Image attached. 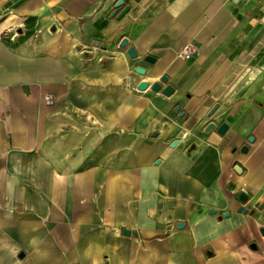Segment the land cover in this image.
<instances>
[{
	"label": "crops",
	"instance_id": "1",
	"mask_svg": "<svg viewBox=\"0 0 264 264\" xmlns=\"http://www.w3.org/2000/svg\"><path fill=\"white\" fill-rule=\"evenodd\" d=\"M117 1L0 0V264H264V0Z\"/></svg>",
	"mask_w": 264,
	"mask_h": 264
},
{
	"label": "water",
	"instance_id": "2",
	"mask_svg": "<svg viewBox=\"0 0 264 264\" xmlns=\"http://www.w3.org/2000/svg\"><path fill=\"white\" fill-rule=\"evenodd\" d=\"M123 4V1L122 0H118L116 3H115V9L114 11L112 12V15H116V17H121L127 10H128V6H124L122 7L120 10V6ZM54 29V27H53ZM128 44V39L126 37H122L119 44H118V47L119 48H125ZM127 53L130 57L134 58L136 57V52L134 51V49L132 47H129L127 49ZM146 61H150V62H154L155 61V58L152 57V56H149L147 55L145 58H144ZM135 71L140 73V74H144L145 73V68L144 67H141V66H136L135 67ZM160 81V82H159ZM159 81H156L154 83H152L151 85V89L155 90V91H158L161 89L162 87V84L161 83H166L167 82V76L166 75H162L160 77V80ZM148 83L146 82H140L139 85H138V89H145L147 87ZM173 87L169 84H167L165 87L162 88V93L165 94V95H170L172 92H173ZM218 107V104H215L211 109L210 111L208 112V116H210L214 111L215 109ZM176 109L178 110L179 109V105L176 106ZM215 126L214 122L212 121H209L206 126L204 127V131L208 132L210 131L213 127ZM228 125L226 123H221L218 128H217V131L219 133H224L227 129ZM175 143V141L173 142V144ZM247 199V195L245 194L244 191H242L240 194H239V200L241 202H245ZM238 211H243V212H246L247 210L243 208V206H240ZM210 213H214L213 210H210ZM123 233L129 235L130 234V231L127 230V229H123L122 231Z\"/></svg>",
	"mask_w": 264,
	"mask_h": 264
},
{
	"label": "built area",
	"instance_id": "3",
	"mask_svg": "<svg viewBox=\"0 0 264 264\" xmlns=\"http://www.w3.org/2000/svg\"><path fill=\"white\" fill-rule=\"evenodd\" d=\"M191 54H192V49L189 45H186L185 47H183V49L180 52V55L185 57V58L190 57ZM44 101H45V103L50 104L53 101V97L51 95L47 94L44 96Z\"/></svg>",
	"mask_w": 264,
	"mask_h": 264
}]
</instances>
